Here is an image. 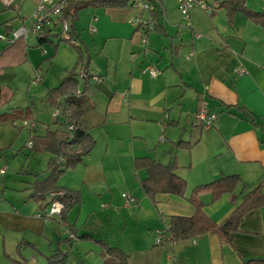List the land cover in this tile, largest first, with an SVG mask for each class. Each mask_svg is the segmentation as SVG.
<instances>
[{
  "label": "crops",
  "instance_id": "obj_1",
  "mask_svg": "<svg viewBox=\"0 0 264 264\" xmlns=\"http://www.w3.org/2000/svg\"><path fill=\"white\" fill-rule=\"evenodd\" d=\"M31 1L29 16L38 0ZM17 2L23 4L25 0ZM155 3L159 5L157 11L163 32L154 29L156 34L148 33L145 43L142 33L130 21L140 13L139 9L126 5L94 6L86 21L88 34L77 26L81 20L78 11L75 27L90 54L88 70L91 76L98 77L90 79L91 86L85 92L88 107L81 118L95 145L81 163L66 169L58 179V185L80 192V200L63 218L38 215L51 199V193L42 200L29 198L34 174L45 175L32 160L38 159L37 165L44 167L40 169L43 171L50 153L36 158L40 151L32 152L26 146L28 131L15 123L0 121V173H6L4 169L21 155L19 172H26L28 177L24 183L8 185L2 176L0 264H11L10 258L19 259L17 249L18 256L14 257L3 247L7 234L15 248L18 241L25 239L36 245V251L45 250L42 253L45 256L59 246L66 252L65 264L73 261L105 264L100 247L93 241L68 237L58 245L57 239L69 236V224L75 226L77 233L87 232L119 247L127 254L128 264H245L247 259L264 257V209L261 207L243 216L233 233L232 243H221L211 233L166 241L169 217L191 215L194 206L183 198L163 193L156 194L152 201L139 184L146 176V169L133 167L135 156L147 154L167 163L174 155L176 172L187 182L186 194L194 185L222 173H237L243 180L235 189L237 202L243 184L247 190L261 180L264 142L262 131L250 119L254 118L264 127V28L241 12H236L228 24L223 8L207 15L210 21L207 25L198 19L199 12L206 14L197 7L190 10L192 26L189 28L181 20L175 0H170V4L166 0H155ZM12 6H0V33L6 31L3 21L18 16L8 23L12 29L16 27L12 24L15 19L20 23L29 18L4 11ZM89 24L95 26L94 31L89 29ZM195 32L200 36H195ZM32 38L36 41L32 47L45 49V44L38 45L37 37ZM4 45L3 41L0 49ZM58 47L45 49L43 56L33 60L27 49V60L16 66H25L31 76L47 59L48 69L55 62L59 82L75 64L77 53L71 45L66 57L58 58ZM147 63L159 70L156 76L142 71ZM12 80L9 84L14 92ZM202 99L217 113L208 128L195 117ZM9 102L0 107V112L16 106L28 107L37 122L34 132L43 133L47 126L54 128L51 108L52 124L33 113V100L15 106ZM240 105L246 109L239 110ZM22 134L25 136L21 140ZM178 139L195 143L190 149L175 148L173 142ZM122 192H128L136 201L125 206ZM201 198L205 212L217 222L234 208L227 194L215 202L210 201L208 193ZM156 231L161 232L159 243L155 242ZM30 250L25 247L22 254L27 260L37 262L34 251Z\"/></svg>",
  "mask_w": 264,
  "mask_h": 264
},
{
  "label": "trees",
  "instance_id": "obj_2",
  "mask_svg": "<svg viewBox=\"0 0 264 264\" xmlns=\"http://www.w3.org/2000/svg\"><path fill=\"white\" fill-rule=\"evenodd\" d=\"M125 6L128 0H67L63 9V16L68 20L69 32L72 37L80 43L73 44L69 39L57 36L50 30L38 35V45L50 43L52 49H56L62 40L70 43L76 50V62L66 74L60 79L57 85L48 87L46 94L51 106L57 107L59 112L53 120L54 128L45 127L43 133L28 131V138L31 141L29 149L32 152L46 151L50 153L47 160V173L42 177L34 174L31 182L29 198L42 200L51 192L62 189L65 193L61 200L65 209L61 212L60 218L65 216L72 205L80 200V192L77 189H70L58 185V179L68 168H73L82 162L85 155L89 154L95 145V139L82 125V114L88 107L85 99V92L90 88L91 74L88 70L90 54L82 44L81 38L76 30L75 22L78 19V11L85 6ZM158 4L154 3L151 12L158 32H163L159 23L160 14L157 11ZM225 11L226 22L231 23L233 15L241 12L251 21L259 23L264 28V11H256L246 6V0H219L217 8ZM14 16L3 21L4 32H9L8 23L16 18ZM22 19V17H21ZM27 43L22 38L5 43L0 49V107L7 104L13 97V88L9 82L13 79L14 73L10 70L24 63L27 60ZM82 65V75L78 76V65ZM79 89V94L76 90ZM239 110H245L243 105L237 106ZM29 118L33 114L28 107L16 106L8 111L0 112V121H9L14 124L16 120ZM252 124L262 131L264 142V127L261 122L254 118L250 119ZM17 126V125H16ZM21 127V126H19ZM36 130V128H35ZM195 142L178 139L173 142L175 148L190 149ZM177 161L175 156L171 161L163 163L150 155H139L133 158L134 169L145 168L146 176L139 180L140 187L144 194L152 201L158 193L174 195L187 200L194 206L191 215L174 214L169 217V223L165 230L166 241L174 242L180 239L192 238L205 233L215 234L221 243H232L233 233L238 230V225L243 216L255 208L264 209V176L251 189L245 190L243 184L240 200L237 202L235 189L243 182L237 173H222L218 177L203 183L194 185L186 194L187 182L177 172ZM204 193L210 194V201L215 202L223 195H228L230 203L234 204L230 214L220 222L213 220L204 210L205 203L201 198ZM69 236L56 240L58 245L69 237H76L80 240H90L100 247V254L105 264H128L127 254L119 247L110 245L105 238L94 236L87 232L77 233L74 225H68ZM29 247L36 250L33 242L21 239L16 244L19 259L10 258L11 264H27V258L22 254V249ZM4 255H6L4 253ZM8 257V255H6ZM66 252L59 246L45 256V264H64ZM245 264H264L263 258H250L244 261Z\"/></svg>",
  "mask_w": 264,
  "mask_h": 264
},
{
  "label": "built area",
  "instance_id": "obj_3",
  "mask_svg": "<svg viewBox=\"0 0 264 264\" xmlns=\"http://www.w3.org/2000/svg\"><path fill=\"white\" fill-rule=\"evenodd\" d=\"M16 0H0V3L9 7L15 3ZM219 0H175L177 10L180 13L181 20L187 27H191L190 10L192 8L201 9L206 15L211 16L217 8V2ZM67 0H38L29 16V20H21L20 23L10 29L7 32L0 33V39L5 43L14 41L17 38H22L27 41L30 37L42 34L46 30H50L57 37H63L69 39L71 43L78 44V39L71 36L69 32L68 20L63 16V9ZM155 0H128V4L135 9H139L140 13L131 17L130 21L136 26V28L142 33V42L145 43L146 35L149 31L154 30L155 22L151 14L154 8ZM94 19H96L94 17ZM91 31L95 30L93 24H89ZM195 36H200L199 32H195ZM143 72H148L150 76H156L159 70L151 63H147L142 68ZM83 70L80 68L78 76L82 75ZM36 75L31 79L32 84H38L41 82L42 76L38 69L35 70ZM91 79H98L96 75L91 76ZM76 94H79V89L76 90ZM59 110L54 108L52 114L56 117ZM216 111L208 106L206 100L202 99L199 108L195 112V117L201 122L203 127L208 128L211 126L216 118ZM15 124L23 127L27 131H34L37 127L36 120L24 118L16 120ZM27 147L31 146V141L28 140ZM3 171V169H1ZM62 189L51 192V199L48 204L38 212L40 217L51 218L54 216H60L61 212L65 209V204L61 200L64 195ZM121 196L125 206H130L136 199L128 192H122ZM104 205V204H102ZM161 241V232L156 231L155 242Z\"/></svg>",
  "mask_w": 264,
  "mask_h": 264
},
{
  "label": "rangeland",
  "instance_id": "obj_4",
  "mask_svg": "<svg viewBox=\"0 0 264 264\" xmlns=\"http://www.w3.org/2000/svg\"><path fill=\"white\" fill-rule=\"evenodd\" d=\"M20 1V0H19ZM168 4H170V0H166ZM2 4L0 3V6ZM33 6V2L31 0H25V2L22 4V2L20 3H15L14 6L5 9L4 11L8 12L11 15H15V14H20L23 16H27L28 18V14L30 13L31 9ZM128 8H131V5H126ZM246 6L252 10H256V11H264V0H246ZM95 7L94 6H85L83 8H81L79 10V14L81 16V20L79 22H77V26L79 27V29L83 32H87V30L85 29L86 26V21L89 18V16L91 15L93 9ZM133 9L135 7H132ZM4 11L2 13H4ZM140 11V10H137ZM220 12V11H219ZM7 16V14H5ZM198 19L200 21H204L207 25L210 24L209 18L207 17V15L201 14L200 12L197 14ZM1 17V15H0ZM3 17V16H2ZM29 20V18H28ZM78 20V19H77ZM12 24L14 26H17L19 24L18 20L15 19ZM218 27L222 25L219 24L217 22L216 24ZM1 26V25H0ZM1 29V27H0ZM150 34L154 35L156 34L153 30L149 31ZM156 36V35H155ZM52 39L55 41L57 40V36H53ZM35 39L30 37L27 40V49H28V53L29 56L31 57V59H35V58H39L40 56L44 55V50L48 49V48H53L52 45L50 43H46L45 44V49H40L39 47H32V45L35 43ZM3 44V40L0 39V46ZM58 49L59 50V57H62L63 59L66 57L67 52L69 50V48H71V44L68 43L67 41H60L58 43ZM46 54V53H45ZM64 56V57H63ZM44 61V65L41 66V68H38L40 75L42 76L41 78V82H39L38 84H32L31 83V79L36 75L35 71L32 72L31 76L29 75V72L27 69H25V66H16L17 68H12L10 70V72L14 73V77L12 80V84L14 87V96L12 97L11 101L9 102L10 106H15V105H24L27 104L29 100H33L34 101V106H33V113H38V117H41L42 119L46 120V121H50L52 124V120L54 119L53 116H50V111H53V108L50 107V103L47 100V94L45 93L46 88H48L49 86H53L55 84L58 83V76L55 74V72L57 71V66L55 65V62H52L50 65L51 67L48 69L47 65L48 63H46L47 59L43 60ZM80 69V68H79ZM79 69L77 71H79ZM30 76V78H29ZM51 108V110H50ZM24 134H22L21 140L24 138ZM45 154L46 156L49 154L48 152H43L40 151L37 154L36 158H42V155ZM21 156V155H20ZM18 156L14 161H12V163H10V165L4 169L3 172H6L4 174L0 173V186L3 183V179L2 176L4 177V179L6 180V182L8 183V185H16L19 183H24L28 177H27V173L22 171L19 172V166H20V160L22 157ZM38 163V159H33L32 160V164L34 166L37 167L38 171H41L42 174H46L47 170L44 169L43 171L40 169H43L44 167L37 165ZM41 167V168H40ZM23 185V184H22ZM1 196V193H0ZM9 234H7V238H6V244L4 247L5 251H7L9 254L13 255L14 257H17V252H16V248H15V244H11L10 240H9ZM1 237V236H0ZM30 251H34V255L37 259L36 261H30L27 260V264H45V255L42 254L45 250H42L43 252L40 253L36 250L31 249ZM0 256H2V248L0 246ZM65 264V263H64ZM72 264H75V261L72 262Z\"/></svg>",
  "mask_w": 264,
  "mask_h": 264
},
{
  "label": "water",
  "instance_id": "obj_5",
  "mask_svg": "<svg viewBox=\"0 0 264 264\" xmlns=\"http://www.w3.org/2000/svg\"><path fill=\"white\" fill-rule=\"evenodd\" d=\"M244 115L250 117V114L248 112H244Z\"/></svg>",
  "mask_w": 264,
  "mask_h": 264
}]
</instances>
